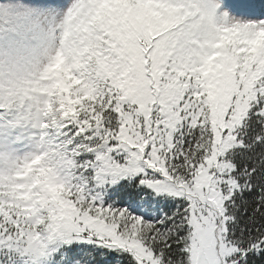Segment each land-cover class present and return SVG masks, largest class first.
<instances>
[{
	"label": "snow or ice",
	"instance_id": "1",
	"mask_svg": "<svg viewBox=\"0 0 264 264\" xmlns=\"http://www.w3.org/2000/svg\"><path fill=\"white\" fill-rule=\"evenodd\" d=\"M76 7L45 146L0 154V264H264V0Z\"/></svg>",
	"mask_w": 264,
	"mask_h": 264
},
{
	"label": "clouds",
	"instance_id": "2",
	"mask_svg": "<svg viewBox=\"0 0 264 264\" xmlns=\"http://www.w3.org/2000/svg\"><path fill=\"white\" fill-rule=\"evenodd\" d=\"M77 4L70 0L57 8L33 0H0V154L6 157L15 160L45 146L43 117L38 124L33 98L39 82L56 85L75 70L69 49Z\"/></svg>",
	"mask_w": 264,
	"mask_h": 264
},
{
	"label": "rangeland",
	"instance_id": "3",
	"mask_svg": "<svg viewBox=\"0 0 264 264\" xmlns=\"http://www.w3.org/2000/svg\"><path fill=\"white\" fill-rule=\"evenodd\" d=\"M33 2H36V0H33ZM64 2H65L66 5H68L70 3V0H64Z\"/></svg>",
	"mask_w": 264,
	"mask_h": 264
}]
</instances>
